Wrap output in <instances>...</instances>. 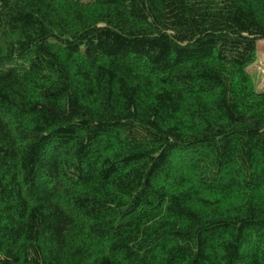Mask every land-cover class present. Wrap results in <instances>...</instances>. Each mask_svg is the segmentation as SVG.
<instances>
[{
  "label": "trees",
  "instance_id": "trees-1",
  "mask_svg": "<svg viewBox=\"0 0 264 264\" xmlns=\"http://www.w3.org/2000/svg\"><path fill=\"white\" fill-rule=\"evenodd\" d=\"M264 0H0V264H264Z\"/></svg>",
  "mask_w": 264,
  "mask_h": 264
},
{
  "label": "rangeland",
  "instance_id": "rangeland-1",
  "mask_svg": "<svg viewBox=\"0 0 264 264\" xmlns=\"http://www.w3.org/2000/svg\"><path fill=\"white\" fill-rule=\"evenodd\" d=\"M255 92H264V40L255 44V61L246 69Z\"/></svg>",
  "mask_w": 264,
  "mask_h": 264
}]
</instances>
